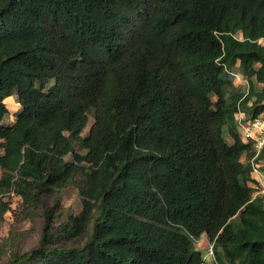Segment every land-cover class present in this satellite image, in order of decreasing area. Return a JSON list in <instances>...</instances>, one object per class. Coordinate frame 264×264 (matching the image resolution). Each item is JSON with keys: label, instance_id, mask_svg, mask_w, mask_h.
<instances>
[{"label": "trees", "instance_id": "trees-1", "mask_svg": "<svg viewBox=\"0 0 264 264\" xmlns=\"http://www.w3.org/2000/svg\"><path fill=\"white\" fill-rule=\"evenodd\" d=\"M239 113L264 114V0H0V220L12 193L43 218L7 264H210L203 235L216 264H264ZM68 186L82 211L56 226Z\"/></svg>", "mask_w": 264, "mask_h": 264}, {"label": "rangeland", "instance_id": "rangeland-1", "mask_svg": "<svg viewBox=\"0 0 264 264\" xmlns=\"http://www.w3.org/2000/svg\"><path fill=\"white\" fill-rule=\"evenodd\" d=\"M231 77L234 85L242 91H247L246 77L239 69L231 71ZM5 104L8 106L9 113L5 117V125H12L15 120V114L20 109V105L16 96L5 99ZM236 116L237 118H242ZM264 116V114H263ZM247 117H243V120ZM94 123L93 113L89 114V121L85 128L83 135H86ZM239 132V131H238ZM226 140L231 143L232 139L226 135ZM61 198L56 209L58 216L56 218V226L68 221L70 216L79 215L82 211V199L77 189L68 186L60 191ZM258 196L264 197V194ZM48 202L53 205L55 196H46ZM5 201L9 202L10 210L4 215L3 220H0V264H7L12 258L13 254L17 252H25L35 247L40 239L43 218L39 211H31L25 205L21 196L12 193L5 197ZM30 216V217H28ZM209 240L206 236H202L195 242V247L201 252L206 262L216 264L215 253L209 255L208 253Z\"/></svg>", "mask_w": 264, "mask_h": 264}, {"label": "built area", "instance_id": "built-area-1", "mask_svg": "<svg viewBox=\"0 0 264 264\" xmlns=\"http://www.w3.org/2000/svg\"><path fill=\"white\" fill-rule=\"evenodd\" d=\"M241 114L242 113H239L238 116H241ZM242 115V118H237L239 135L244 142H251L253 144V148L256 153L255 157H253L252 159L253 170L251 173V177L254 180V197H256L260 194H264V173L261 172V165H259L260 162H264V159L259 160L257 163L254 162L258 155L264 149V116L263 114H261L255 118L243 120V117L245 116L244 114ZM207 250L209 255H214V244L209 242Z\"/></svg>", "mask_w": 264, "mask_h": 264}, {"label": "crops", "instance_id": "crops-1", "mask_svg": "<svg viewBox=\"0 0 264 264\" xmlns=\"http://www.w3.org/2000/svg\"><path fill=\"white\" fill-rule=\"evenodd\" d=\"M13 97V96H12ZM11 98V97H10ZM2 152V151H1ZM259 165H261V172L264 173V162H260ZM0 175H1V170H0ZM253 186V183H251ZM254 187V186H253Z\"/></svg>", "mask_w": 264, "mask_h": 264}]
</instances>
